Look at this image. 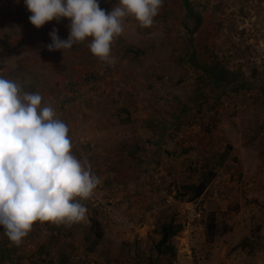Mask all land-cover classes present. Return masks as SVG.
Segmentation results:
<instances>
[{"label": "rangeland", "instance_id": "obj_1", "mask_svg": "<svg viewBox=\"0 0 264 264\" xmlns=\"http://www.w3.org/2000/svg\"><path fill=\"white\" fill-rule=\"evenodd\" d=\"M185 1L163 0L150 28L127 17L108 64L90 39L49 51L23 0H0V76L51 85L42 103L101 179L80 222L37 221L19 246L0 228V264H264V0H191L193 34ZM70 23L43 29L67 39ZM211 171L199 198L181 196ZM174 211L184 229L169 258L154 245Z\"/></svg>", "mask_w": 264, "mask_h": 264}, {"label": "clouds", "instance_id": "obj_2", "mask_svg": "<svg viewBox=\"0 0 264 264\" xmlns=\"http://www.w3.org/2000/svg\"><path fill=\"white\" fill-rule=\"evenodd\" d=\"M36 28L67 18L69 36L58 29L49 36V51L71 49L90 39V52L113 63L115 39L127 17L150 28L163 0H118L111 11L99 0H23ZM40 93L0 76V228L19 246L39 221L72 225L85 219L90 198L101 183L86 160L72 150L69 127Z\"/></svg>", "mask_w": 264, "mask_h": 264}, {"label": "trees", "instance_id": "obj_3", "mask_svg": "<svg viewBox=\"0 0 264 264\" xmlns=\"http://www.w3.org/2000/svg\"><path fill=\"white\" fill-rule=\"evenodd\" d=\"M185 6L187 8L189 16L193 21V29H191L190 31V34H193L202 22V16L196 13L195 5L191 0H186ZM128 50L134 52V55H140V52H142L141 50H136L134 47H130ZM216 176V172L211 171L208 176L201 180L199 183H190L184 185L182 189L183 194L181 196H188L187 200L189 201H193L199 198ZM165 218L166 219L160 221L156 227V232L159 234V239L154 245L155 251L158 255L168 256L169 258H176L177 249L172 239L181 231H183L184 226L182 223L177 221L176 211H174L171 215H167ZM93 225V227L95 228V237L98 240L102 237V231L100 230V227L96 230V227H98V223L96 221H94Z\"/></svg>", "mask_w": 264, "mask_h": 264}, {"label": "crops", "instance_id": "obj_4", "mask_svg": "<svg viewBox=\"0 0 264 264\" xmlns=\"http://www.w3.org/2000/svg\"><path fill=\"white\" fill-rule=\"evenodd\" d=\"M1 23V22H0ZM49 24H50V22H49ZM44 28V26L42 27V28H36V29H32L30 32H39L40 33V36H39V40L40 41H43V42H46V44L48 43V45L51 43V38H50V36H49V32H47V33H45V29H43ZM57 29L61 32L63 29L61 28V27H57ZM3 33H2V36L0 35V44H2V42H1V38L3 37ZM38 44H40V43H38ZM41 51H43V50H41ZM46 61V60H45ZM44 60H43V62H45ZM41 62H38L37 64H35V65H37L38 67L40 66V65H43V64H40ZM5 73H6V76H4V78H6V79H11V80H14V81H16L17 83H19V84H21L22 85V87H23V90L24 91H26V90H28V89H31L30 91H26V92H32V93H40L41 95H43V96H45V95H48V91L51 89V85H49V83H43V85L42 84H35L34 86H36V87H33V88H31L29 85H25V84H23V81H22V79H16L15 78V76L13 75V76H11V77H7V75L8 74H10V73H12V70H10V68L9 69H7V71L5 70ZM47 86V87H46ZM34 88H36V89H34ZM46 88V89H45ZM223 131V130H222ZM222 134L223 135H226L227 133L226 132H222ZM229 138H231V136L229 137ZM230 142V144H232L233 143V141H229ZM234 146H233V149H232V151H233V153H235L236 154V152H239V145L238 144H233ZM243 145L244 144H241V147L243 148Z\"/></svg>", "mask_w": 264, "mask_h": 264}, {"label": "built area", "instance_id": "obj_5", "mask_svg": "<svg viewBox=\"0 0 264 264\" xmlns=\"http://www.w3.org/2000/svg\"><path fill=\"white\" fill-rule=\"evenodd\" d=\"M260 135H261V136L264 135V132H261ZM234 164H237V162H234ZM172 192H173V191H172ZM173 194H175V191H174ZM172 199H173V195H172V194H169L167 200H168V201H171ZM133 264H138V262H134Z\"/></svg>", "mask_w": 264, "mask_h": 264}]
</instances>
